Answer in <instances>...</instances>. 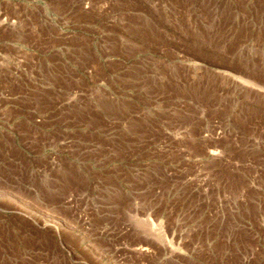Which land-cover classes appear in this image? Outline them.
Here are the masks:
<instances>
[{"label":"rangeland","instance_id":"374dc122","mask_svg":"<svg viewBox=\"0 0 264 264\" xmlns=\"http://www.w3.org/2000/svg\"><path fill=\"white\" fill-rule=\"evenodd\" d=\"M205 262L264 264V0H0V264Z\"/></svg>","mask_w":264,"mask_h":264},{"label":"bare ground","instance_id":"6f19581e","mask_svg":"<svg viewBox=\"0 0 264 264\" xmlns=\"http://www.w3.org/2000/svg\"><path fill=\"white\" fill-rule=\"evenodd\" d=\"M22 198H23V197H22ZM26 206H27V205H26ZM32 211H33V210H32ZM45 214H46V213H45ZM38 216H39V215H38ZM41 216H42V215H41ZM41 216H40V217H41ZM46 220H48V219H46ZM50 225H51V224H50ZM58 226H59V225H58ZM60 227H61V226H60ZM56 228H57V226H56ZM71 230H72V229H71ZM143 247H144V246H143ZM146 248H147V247H146ZM145 250H146V249H145ZM145 250H144V248H143V251H145Z\"/></svg>","mask_w":264,"mask_h":264},{"label":"crops","instance_id":"0c3cea01","mask_svg":"<svg viewBox=\"0 0 264 264\" xmlns=\"http://www.w3.org/2000/svg\"><path fill=\"white\" fill-rule=\"evenodd\" d=\"M204 264H210V263L205 262Z\"/></svg>","mask_w":264,"mask_h":264}]
</instances>
